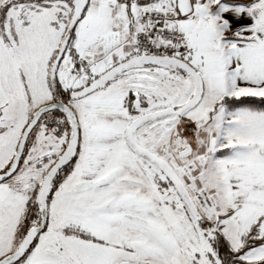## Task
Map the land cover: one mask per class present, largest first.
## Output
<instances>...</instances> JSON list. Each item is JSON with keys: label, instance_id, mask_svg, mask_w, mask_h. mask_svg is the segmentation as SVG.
Wrapping results in <instances>:
<instances>
[{"label": "snow or ice", "instance_id": "6c2138e0", "mask_svg": "<svg viewBox=\"0 0 264 264\" xmlns=\"http://www.w3.org/2000/svg\"><path fill=\"white\" fill-rule=\"evenodd\" d=\"M0 264H264V0H0Z\"/></svg>", "mask_w": 264, "mask_h": 264}]
</instances>
